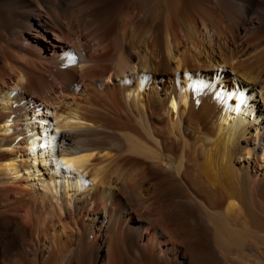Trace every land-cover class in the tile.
<instances>
[{"label": "bare ground", "instance_id": "bare-ground-1", "mask_svg": "<svg viewBox=\"0 0 264 264\" xmlns=\"http://www.w3.org/2000/svg\"><path fill=\"white\" fill-rule=\"evenodd\" d=\"M247 260L264 0H0V264Z\"/></svg>", "mask_w": 264, "mask_h": 264}, {"label": "rangeland", "instance_id": "rangeland-1", "mask_svg": "<svg viewBox=\"0 0 264 264\" xmlns=\"http://www.w3.org/2000/svg\"><path fill=\"white\" fill-rule=\"evenodd\" d=\"M52 36H53V35H52ZM44 44H45V43H44ZM44 48H45V47L42 48L41 46H39V47H36V50H37V51H42V49H44ZM44 50L47 52L46 49H44ZM249 254H250L249 256H250L251 258H256V259L258 258L257 255H256L254 252H252V251H249ZM247 261H248V260H247ZM247 261H246V263H244V264H249V263H250V264H259V262H258V263H255L254 261H248L249 263H247Z\"/></svg>", "mask_w": 264, "mask_h": 264}, {"label": "snow or ice", "instance_id": "snow-or-ice-1", "mask_svg": "<svg viewBox=\"0 0 264 264\" xmlns=\"http://www.w3.org/2000/svg\"><path fill=\"white\" fill-rule=\"evenodd\" d=\"M208 85H202V87H207Z\"/></svg>", "mask_w": 264, "mask_h": 264}]
</instances>
